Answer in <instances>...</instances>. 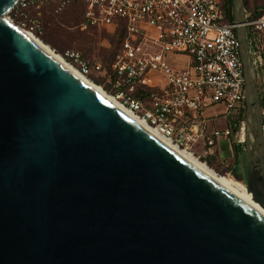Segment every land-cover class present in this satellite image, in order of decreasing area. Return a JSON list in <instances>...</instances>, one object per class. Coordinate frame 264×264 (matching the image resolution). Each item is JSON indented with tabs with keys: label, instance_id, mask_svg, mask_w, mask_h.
<instances>
[{
	"label": "water",
	"instance_id": "obj_1",
	"mask_svg": "<svg viewBox=\"0 0 264 264\" xmlns=\"http://www.w3.org/2000/svg\"><path fill=\"white\" fill-rule=\"evenodd\" d=\"M0 0V264H264V215L9 23ZM246 187L264 200V113L233 0Z\"/></svg>",
	"mask_w": 264,
	"mask_h": 264
},
{
	"label": "built area",
	"instance_id": "obj_2",
	"mask_svg": "<svg viewBox=\"0 0 264 264\" xmlns=\"http://www.w3.org/2000/svg\"><path fill=\"white\" fill-rule=\"evenodd\" d=\"M79 1L91 26L110 34L121 25L125 28L121 50L111 64L117 75L113 97L118 102L184 150L206 140L214 146L229 140L234 131L239 144L246 143V119L229 121L247 108L246 85L238 25L228 21L221 0ZM244 25L256 72L259 65L264 73V13L254 17L245 12ZM169 54L189 55V65H170ZM71 58L85 77L104 70L102 63H86L78 53ZM140 89L153 92L147 97L138 94ZM215 107L221 111L209 115ZM221 118L225 127L210 132L209 121Z\"/></svg>",
	"mask_w": 264,
	"mask_h": 264
},
{
	"label": "rangeland",
	"instance_id": "obj_3",
	"mask_svg": "<svg viewBox=\"0 0 264 264\" xmlns=\"http://www.w3.org/2000/svg\"><path fill=\"white\" fill-rule=\"evenodd\" d=\"M262 4L264 0H249L250 9ZM43 7L51 10L56 16V26L47 21L48 12L44 11ZM8 18L14 25L34 34L48 44L78 71L79 64L71 58L72 53H79L89 63L96 61L106 67L120 48L117 42H113V37L105 31L96 29L82 32L80 28L83 22V7L72 0H24L8 14ZM184 56L190 59V56L185 54H169L167 60L170 65L180 67L179 64L186 63V60L181 58ZM257 73L259 74L258 82L264 94V73L259 65H257ZM103 74L93 72L87 78L113 96L112 86ZM219 111L221 108L215 107L209 110L208 114L212 115ZM209 125L210 132L213 129H223L224 118L211 119ZM235 144H239L236 131L229 140L221 139L215 142L214 146L206 140L197 143L190 152L218 174L232 176L246 185L248 175L246 155L236 152ZM244 145H247V141Z\"/></svg>",
	"mask_w": 264,
	"mask_h": 264
},
{
	"label": "bare ground",
	"instance_id": "obj_4",
	"mask_svg": "<svg viewBox=\"0 0 264 264\" xmlns=\"http://www.w3.org/2000/svg\"><path fill=\"white\" fill-rule=\"evenodd\" d=\"M11 25H13L22 35H24L27 39L45 51L48 55H50L54 60H56L60 65H62L66 70L72 73L74 76L83 81L86 85L91 87L97 93H99L103 98L108 100L111 104L121 110L124 114L129 116L131 119L136 121L139 125L144 127L146 130L151 132L155 137L161 140L164 144L169 146L172 150L178 153L181 157L195 166L198 170L206 174L208 177L213 179L223 188L231 192L240 200L244 201L248 205L254 207L256 210L261 212L264 215V200L258 198L254 195L250 190L247 189L246 185L236 180L234 177L229 175H221L218 174L214 169H212L207 163L201 161L197 158L193 153L188 150H184L176 147L170 141L166 140L161 134H159L155 129L145 124L136 114L132 113L129 109L123 106L120 102H118L113 96L106 93L100 87L91 82L87 77L83 76L78 69L74 68L72 65L68 64V62L60 56L53 48L43 42L41 39L36 37L34 34L14 25L10 20H8Z\"/></svg>",
	"mask_w": 264,
	"mask_h": 264
},
{
	"label": "trees",
	"instance_id": "obj_5",
	"mask_svg": "<svg viewBox=\"0 0 264 264\" xmlns=\"http://www.w3.org/2000/svg\"><path fill=\"white\" fill-rule=\"evenodd\" d=\"M72 1L80 4L83 7V22L81 24V28H82L83 25H87V28L85 30H82L80 28L81 31L82 32H86V31H89V30H96V29H98L97 27L91 26L88 23V20L85 17V11H86L85 5L82 2H80L79 0H72ZM221 2H222L223 7L226 9L228 21L230 23H233L235 21V19H234V13H233V0H222ZM244 3H245V12L246 13H251L252 16H254V17H258V16H260L261 14L264 13V4L257 5L255 7H253L252 9H250L249 8V0H244ZM43 10L46 11V12H48V20L47 21L49 23H52L53 25L56 26V22H55L56 16L53 14V12L51 10L45 8V7H43ZM98 30H100V29H98ZM102 31L107 32L106 30H102ZM108 34L113 37V42H117V44L120 47V48H118L116 54H114L113 58L107 63V66L104 67V70L102 72V73H104L103 74L104 77L107 78V80L109 81V83L112 86V83L117 79V75L111 69V64L115 61L116 56L119 54V52L121 50L122 44H123L124 39H125L126 32H125L124 26L121 25L115 31V33H113V34L108 33ZM80 58H81L82 61H84L86 63H89V61H87L86 59H84L81 55H80ZM252 58H253V61H255V57L253 56ZM257 81H258V78H257ZM258 84H259V82H258ZM259 88H260V95H261V107L264 110V94L261 91L260 85H259ZM140 92L141 93L143 92V94H145L147 97H149L152 94L153 91H151L149 89H140L138 94H140ZM246 118H247V108L245 107L244 109H242V110L238 111L237 113H235L234 115L230 116L229 117V121L230 122H233V121L241 122V121L245 120ZM234 149L236 150V152H241V153H244L246 155L247 145H244L243 146L241 144H235ZM234 175H235V173H234Z\"/></svg>",
	"mask_w": 264,
	"mask_h": 264
},
{
	"label": "crops",
	"instance_id": "obj_6",
	"mask_svg": "<svg viewBox=\"0 0 264 264\" xmlns=\"http://www.w3.org/2000/svg\"><path fill=\"white\" fill-rule=\"evenodd\" d=\"M183 60H186V63L179 64L181 68L187 67L189 65V59L187 57H181ZM179 59V58H175ZM175 67V66H174Z\"/></svg>",
	"mask_w": 264,
	"mask_h": 264
}]
</instances>
